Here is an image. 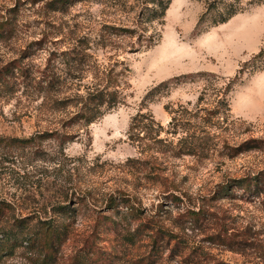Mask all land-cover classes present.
Wrapping results in <instances>:
<instances>
[{"label":"rangeland","instance_id":"374dc122","mask_svg":"<svg viewBox=\"0 0 264 264\" xmlns=\"http://www.w3.org/2000/svg\"><path fill=\"white\" fill-rule=\"evenodd\" d=\"M48 1L0 0V138H71L0 146V218L77 206L56 264H264V68L239 73L264 45V1L214 26L203 0H171L140 36L145 0ZM49 74L58 109L43 102ZM106 82L117 105L70 123ZM121 194L135 212L107 208ZM0 264L29 263L17 250Z\"/></svg>","mask_w":264,"mask_h":264},{"label":"trees","instance_id":"16d2710c","mask_svg":"<svg viewBox=\"0 0 264 264\" xmlns=\"http://www.w3.org/2000/svg\"><path fill=\"white\" fill-rule=\"evenodd\" d=\"M82 0H50L46 3L51 10H65L70 5ZM171 0H145L144 6L140 9L137 16V24L140 25L139 36L144 34L146 22L164 21L165 12L169 7ZM255 2H263L264 0H251ZM204 12L200 17V22L208 21L210 25H218L226 22L237 13L244 10L243 0H203ZM105 34L108 35H134L137 33L133 27L112 26L105 24L103 26ZM152 36L146 40L150 43ZM264 68V45H262L256 54L242 64L239 73L254 72ZM109 70L105 77L113 78ZM8 69L0 70V85L7 88L5 82ZM47 79L41 90L44 92V104H50L53 109H58L63 106L65 100L47 98V93L55 89V79L51 74L46 75ZM239 77L235 76L234 79ZM110 86L106 82L105 85H95L81 99V105L78 111L69 120L70 123H81L88 126L97 120L105 111L114 108L117 103L116 92L108 90ZM50 101V102H49ZM55 139L61 148L68 143L71 136L67 134H59L57 130L51 132L38 133L25 138H0V146L8 145L10 147L25 148L40 144L45 139ZM246 146V149H250ZM121 206L126 211L132 212L136 210L131 200L126 195L110 196L107 199V208L115 209ZM4 207L0 205V215ZM78 208L77 206L70 207L68 204H58L51 207L50 214L41 216H24L21 218L13 217L12 220H3L0 218V261L4 257H11L17 250H22L29 264H56L59 260L61 249L69 239L73 225L77 221ZM132 234H128L131 237ZM87 259V258H86ZM74 263L90 264L85 259L76 258ZM81 261V262H80Z\"/></svg>","mask_w":264,"mask_h":264}]
</instances>
